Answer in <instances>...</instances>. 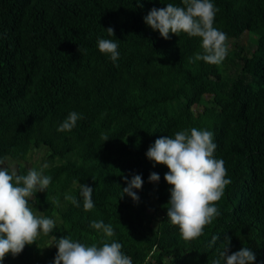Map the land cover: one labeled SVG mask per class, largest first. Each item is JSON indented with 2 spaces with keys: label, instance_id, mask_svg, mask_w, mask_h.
Instances as JSON below:
<instances>
[{
  "label": "trees",
  "instance_id": "1",
  "mask_svg": "<svg viewBox=\"0 0 264 264\" xmlns=\"http://www.w3.org/2000/svg\"><path fill=\"white\" fill-rule=\"evenodd\" d=\"M211 2L219 9L213 26L228 37L220 65L189 62L203 52L201 38L165 40L144 23L152 8L183 7L182 0H0V168L27 175L31 154L45 151L35 170L52 183L29 206L55 222L52 233L0 264H54L52 236L86 246L119 242L133 264H213L225 235L229 254L250 248L254 264H264V0ZM98 39L120 41L115 63ZM200 103L210 106L194 116ZM71 112L83 119L59 132ZM191 128L213 133L214 158L231 183L215 204L219 215L186 240L167 218L169 170L147 159L146 146ZM153 172L158 183H149ZM134 174L143 180L138 202L121 198L122 177ZM74 180L94 190L92 210L83 209ZM92 221L111 224L114 236Z\"/></svg>",
  "mask_w": 264,
  "mask_h": 264
},
{
  "label": "clouds",
  "instance_id": "2",
  "mask_svg": "<svg viewBox=\"0 0 264 264\" xmlns=\"http://www.w3.org/2000/svg\"><path fill=\"white\" fill-rule=\"evenodd\" d=\"M183 7L172 3L164 8H152L144 17V23L167 40L169 34L179 36L185 33L189 37L202 39V53H196L189 59L190 63L204 61L209 65H220L228 53L227 34L215 28L214 19L219 11L211 0H182ZM138 6L142 7L138 3ZM114 37V29L105 30ZM119 40L98 39V49L108 54L115 63L119 59ZM83 119L81 114L71 112L57 129L59 132H71L77 121ZM107 140V137H102ZM217 145L213 142V133L209 130L178 131L174 137L161 136L146 152L148 160L155 165H164L168 172L164 180L170 189V200L167 205V218L178 226L181 236L192 240L203 234L205 226L219 215L215 204L222 198L227 185V170L222 159H215ZM46 167V165H45ZM122 175V174H121ZM127 185L121 191L123 196L138 202L139 197L134 190L142 188L141 175H133L129 180L122 177ZM160 176L153 172L149 175V183H158ZM52 183V178L42 175L35 169L27 175H18L15 170L9 173L5 167L0 168V262L11 253L13 257L22 253L26 245H32L43 234L48 236L55 228L54 220L29 206L33 194L44 192ZM74 184L79 183L74 180ZM80 196L83 197V209L94 208L93 189L79 183ZM79 207L75 196H65ZM92 228L102 231L106 237L114 236L111 224L103 221H92ZM57 255L54 264H133L130 257L122 253L119 242L92 244L86 246L74 242L69 237L57 239ZM227 242L219 252V258L213 264H254L256 256L250 248L242 247L239 251L230 252L231 237L225 235Z\"/></svg>",
  "mask_w": 264,
  "mask_h": 264
},
{
  "label": "rangeland",
  "instance_id": "3",
  "mask_svg": "<svg viewBox=\"0 0 264 264\" xmlns=\"http://www.w3.org/2000/svg\"><path fill=\"white\" fill-rule=\"evenodd\" d=\"M244 44V46L249 50L250 48H253V47H251V43L248 41V40H246V39H244V42H243ZM208 106H210V104L209 103H200V104H198L195 108H194V111H193V115L194 116H196L197 114H199L201 111H203L204 110V108L205 107H208ZM221 134H223V132L221 133ZM152 144L150 143V144H148L147 146H146V148L147 149H149V147L151 146ZM46 158H45V151H43V150H39V151H36V152H34V153H32L31 154V156L29 157V160H28V162L26 163L27 164V166L30 168V169H35V168H37V167H42L43 165H44V160H45ZM15 165H12V168L13 169H15ZM152 210H155L156 209V203H154V202H152ZM156 220H158L157 219V217H155V222H156ZM155 225V227H156V223L154 224Z\"/></svg>",
  "mask_w": 264,
  "mask_h": 264
}]
</instances>
